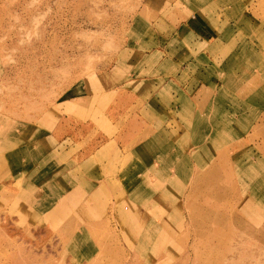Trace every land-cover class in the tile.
<instances>
[{"label": "rangeland", "instance_id": "obj_1", "mask_svg": "<svg viewBox=\"0 0 264 264\" xmlns=\"http://www.w3.org/2000/svg\"><path fill=\"white\" fill-rule=\"evenodd\" d=\"M126 78L187 101L169 106L199 145L180 168H72L43 143L72 100ZM144 229L201 262L264 264V0H0V264H73L66 234Z\"/></svg>", "mask_w": 264, "mask_h": 264}, {"label": "crops", "instance_id": "obj_2", "mask_svg": "<svg viewBox=\"0 0 264 264\" xmlns=\"http://www.w3.org/2000/svg\"><path fill=\"white\" fill-rule=\"evenodd\" d=\"M128 76L131 78V74ZM130 78L121 80L112 89L107 88L105 94L100 96L106 99L103 104H92L91 100H72L77 108L73 117L63 113L50 132L42 130L45 135L42 137L43 143L55 144L56 151L62 150L65 155L73 151L70 154L73 164H69L72 168H159L157 162L162 159L169 161L174 168H180L177 159L191 156L199 145L186 142L189 132L178 133L172 129L180 121L177 119V123H174L169 120V106H173L171 110H179L187 101L185 98L179 99L170 90L172 81H164L156 90H149L151 96L146 98L144 89L157 78ZM100 116L108 121V127L98 123ZM102 125L106 130L101 128ZM179 125L184 128L183 123ZM107 131L111 132L108 134ZM67 142L71 144L61 149ZM175 145L180 148L175 149ZM51 163L55 165L57 162Z\"/></svg>", "mask_w": 264, "mask_h": 264}, {"label": "bare ground", "instance_id": "obj_3", "mask_svg": "<svg viewBox=\"0 0 264 264\" xmlns=\"http://www.w3.org/2000/svg\"><path fill=\"white\" fill-rule=\"evenodd\" d=\"M204 149L205 148L202 147L199 152H196L194 154V156L198 160L200 159V157H202V163L205 162V156H211L210 154H205ZM187 158L182 159L183 163L184 161H187ZM47 167H49L48 163ZM214 168L216 167H213V172H215V175H217L219 169ZM191 185L192 191L194 189V184ZM214 202H216V200ZM50 210L55 213L59 212L58 207H52ZM211 212L213 213L212 217L216 218L215 215L217 211ZM82 213L83 212H81V214ZM199 213L201 217L207 215L206 209L204 208L200 209ZM200 229L202 230L203 228L201 227ZM159 230L160 229L156 231H150L144 229V231H130L123 234H113L105 232L88 233L89 231L83 232V234H76L72 232L73 234H66V236H73L75 245L73 247L67 246L63 249L60 248L61 251H58L57 254L63 259V262L73 264H212L213 261L209 258V256L212 254L211 250H209L210 253L206 256V258L204 257L205 262H201L203 254L199 250H197V248H194V250L190 252L187 248L177 249L170 244L172 246L171 247L169 246V232L161 233ZM209 235L214 237L217 236L218 233L211 232ZM122 240H125L127 242H125L126 244H128L127 247L121 244H116L122 242ZM104 242H109V244L105 245L103 244Z\"/></svg>", "mask_w": 264, "mask_h": 264}]
</instances>
